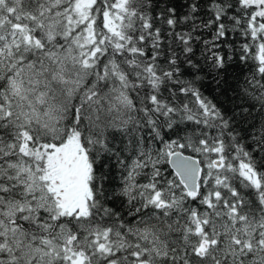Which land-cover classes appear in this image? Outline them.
<instances>
[{"label": "snow or ice", "instance_id": "1", "mask_svg": "<svg viewBox=\"0 0 264 264\" xmlns=\"http://www.w3.org/2000/svg\"><path fill=\"white\" fill-rule=\"evenodd\" d=\"M0 264H264V0H0Z\"/></svg>", "mask_w": 264, "mask_h": 264}, {"label": "trees", "instance_id": "2", "mask_svg": "<svg viewBox=\"0 0 264 264\" xmlns=\"http://www.w3.org/2000/svg\"><path fill=\"white\" fill-rule=\"evenodd\" d=\"M209 38H210V37H208V36H205V37H204V39H209ZM229 72H230V73H233V72H234V70H233V69H230V70H229ZM241 79H243V77H241ZM211 87H215V85H211ZM229 95H231V93H230ZM220 99H221V100H223V99H224V97H223V96H221V97H220Z\"/></svg>", "mask_w": 264, "mask_h": 264}]
</instances>
